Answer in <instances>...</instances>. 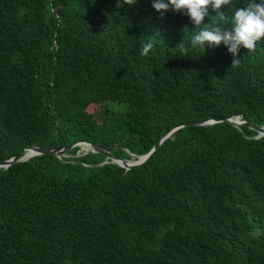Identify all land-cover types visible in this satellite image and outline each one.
Listing matches in <instances>:
<instances>
[{"label": "trees", "instance_id": "16d2710c", "mask_svg": "<svg viewBox=\"0 0 264 264\" xmlns=\"http://www.w3.org/2000/svg\"><path fill=\"white\" fill-rule=\"evenodd\" d=\"M151 2L0 0V161L80 140L136 158L222 119L131 169L79 146L0 167V264H264V135L227 121L264 126V38L231 67Z\"/></svg>", "mask_w": 264, "mask_h": 264}, {"label": "clouds", "instance_id": "9594fccd", "mask_svg": "<svg viewBox=\"0 0 264 264\" xmlns=\"http://www.w3.org/2000/svg\"><path fill=\"white\" fill-rule=\"evenodd\" d=\"M136 0H122V5H133ZM232 0H152L151 7L159 13V19L165 18V13L172 11L186 15L195 30L191 31V46L204 52L205 44L216 47L226 46L232 55L231 67L240 65L239 50L241 47L254 51L257 41L264 38V0H248L246 6L236 7L230 19L224 6H231ZM209 7L215 11L218 22L215 25L202 23L209 17ZM222 8L224 10H222ZM225 22L229 26H224ZM149 40L142 44L140 55L147 56L153 48ZM178 46H181L179 44Z\"/></svg>", "mask_w": 264, "mask_h": 264}, {"label": "water", "instance_id": "95a60500", "mask_svg": "<svg viewBox=\"0 0 264 264\" xmlns=\"http://www.w3.org/2000/svg\"><path fill=\"white\" fill-rule=\"evenodd\" d=\"M222 121V119H209L206 121H194V122H186L184 124L181 125H177L174 127H171L170 129L166 130L157 140V142L155 143V145L150 149L149 152H147L146 154L143 155H139L136 158L132 157L130 159L127 158H118L114 155H112L108 150L94 144L91 143L89 141H75L69 145L60 147V148H43V147H38V146H26L24 148L25 152L23 154H21L23 152L20 151V153L14 155L13 157L9 158V159H5L0 161V167H4L7 168L9 165L19 162V161H26L29 158H31L34 155H38V154H43V153H49V154H53L57 157H61L66 155V151H68L69 149H71L74 146H79L80 149H78V151H83L82 153L85 154L87 151H92V152H100L103 153L107 159H109L112 162H115L117 164H119L120 166H122L125 169H131L133 167H137L139 165H142L143 163H145L152 155V153L159 147V145L166 139L168 138L176 129L184 126V125H189V124H197V125H207V124H212L215 122H219ZM227 121H229L230 123L234 124V125H245L247 127H250L254 130L257 131V135L255 136L256 138L263 136L264 135V126H258V125H254L251 124L249 122H246L245 120H242L241 115H237L235 117L232 118H228ZM86 145L88 146V148H84L83 146Z\"/></svg>", "mask_w": 264, "mask_h": 264}, {"label": "rangeland", "instance_id": "374dc122", "mask_svg": "<svg viewBox=\"0 0 264 264\" xmlns=\"http://www.w3.org/2000/svg\"><path fill=\"white\" fill-rule=\"evenodd\" d=\"M96 109H97V106H90V108H89V110L92 111V112H94V111L96 112V111H97ZM96 113H97V112H96ZM96 117L99 118L98 114H97ZM83 147H84V146H83ZM84 148H86V147H84ZM79 149H80V147H79ZM79 152L82 153L83 151H80V150L77 151L76 156L79 154ZM66 156H69V154H66Z\"/></svg>", "mask_w": 264, "mask_h": 264}, {"label": "bare ground", "instance_id": "6f19581e", "mask_svg": "<svg viewBox=\"0 0 264 264\" xmlns=\"http://www.w3.org/2000/svg\"><path fill=\"white\" fill-rule=\"evenodd\" d=\"M84 147L88 148V146L84 145Z\"/></svg>", "mask_w": 264, "mask_h": 264}]
</instances>
